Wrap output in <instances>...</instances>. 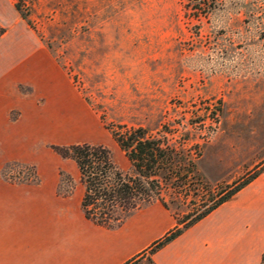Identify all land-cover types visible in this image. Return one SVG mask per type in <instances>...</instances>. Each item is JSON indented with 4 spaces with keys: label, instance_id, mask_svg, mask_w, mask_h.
I'll use <instances>...</instances> for the list:
<instances>
[{
    "label": "rangeland",
    "instance_id": "obj_1",
    "mask_svg": "<svg viewBox=\"0 0 264 264\" xmlns=\"http://www.w3.org/2000/svg\"><path fill=\"white\" fill-rule=\"evenodd\" d=\"M0 30L1 200L55 198L59 175L56 197L76 201L55 146L104 145L128 172L120 125L189 133L196 166L173 192L191 208L264 175V0H0Z\"/></svg>",
    "mask_w": 264,
    "mask_h": 264
},
{
    "label": "crops",
    "instance_id": "obj_2",
    "mask_svg": "<svg viewBox=\"0 0 264 264\" xmlns=\"http://www.w3.org/2000/svg\"><path fill=\"white\" fill-rule=\"evenodd\" d=\"M3 86L5 92L9 86ZM59 182L58 175L50 193L55 198L44 193L34 198L35 186L28 185V200L0 199V264H129L177 225L158 201L120 228L106 229L85 217L81 181L76 201L56 197ZM263 252L264 175L151 260L154 264H261Z\"/></svg>",
    "mask_w": 264,
    "mask_h": 264
},
{
    "label": "trees",
    "instance_id": "obj_3",
    "mask_svg": "<svg viewBox=\"0 0 264 264\" xmlns=\"http://www.w3.org/2000/svg\"><path fill=\"white\" fill-rule=\"evenodd\" d=\"M17 10L29 23L28 15L19 6ZM3 32L0 30V35ZM118 129L112 132L130 162L128 172L118 167L112 151L104 145L82 143L55 146L53 149L63 159L76 164L81 184L85 188L82 210L92 223L116 230L138 211L158 201L172 213L177 222L176 227L155 241L143 255H149L147 259L151 262L153 254L202 221L253 180L251 176L217 197L209 198L203 206L191 208V201L186 204L179 198L180 193L173 192L174 188H183L187 184L189 171L183 165L188 162L186 157L190 156V164L196 166L192 149L186 147L190 140L189 133L177 145L165 137L168 135H160L159 132L156 136L141 126L129 128L120 125ZM202 147L199 144L193 147L198 150L197 157L201 156ZM24 168L28 170L33 167ZM61 174L64 176L63 172ZM23 181L18 179L19 183Z\"/></svg>",
    "mask_w": 264,
    "mask_h": 264
}]
</instances>
